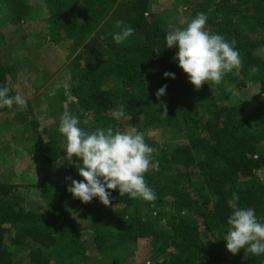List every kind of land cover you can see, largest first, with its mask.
<instances>
[{"label": "trees", "instance_id": "obj_1", "mask_svg": "<svg viewBox=\"0 0 264 264\" xmlns=\"http://www.w3.org/2000/svg\"><path fill=\"white\" fill-rule=\"evenodd\" d=\"M179 3L182 23L176 2L157 11L151 0H0V86L10 88V95H27L17 80L24 67L15 59H22L7 38V28L15 26L23 37L42 41L49 55H59L70 75V87L56 86L48 97L53 122L41 131L29 118L30 100L23 108H0L30 123L25 161L48 172L24 183L0 161V264H264V255L230 253L223 239L234 192L240 197L235 203L254 208L264 220V0ZM201 12L209 33L236 41L242 64L219 84L196 89L174 60L177 49L166 48L165 36ZM124 27L135 31L116 44L113 33ZM26 67L30 75L33 67ZM40 70L44 85L42 74H51ZM9 79L16 82L9 85ZM164 85L166 94L158 98ZM246 85L258 88L249 103L235 91ZM121 105L126 115L116 120L112 112ZM66 109L86 131L111 126L143 133L154 149L152 163H158V170L145 174L155 201L121 196L118 189L108 190L110 205L98 197L88 203L73 197L66 178H83L68 161L58 162L65 156L58 125ZM158 128L165 136L156 139L150 133ZM0 146L11 154L7 143ZM138 252L144 257L138 259Z\"/></svg>", "mask_w": 264, "mask_h": 264}, {"label": "clouds", "instance_id": "obj_2", "mask_svg": "<svg viewBox=\"0 0 264 264\" xmlns=\"http://www.w3.org/2000/svg\"><path fill=\"white\" fill-rule=\"evenodd\" d=\"M206 23L207 15L201 12L186 27L172 29L165 36L166 48L177 49L174 60L196 89L204 82L219 84L227 73L240 68L242 64L240 52L235 47L236 41L209 33L205 29ZM134 31L132 27H124L113 33V40L120 44ZM164 76L175 79V73L172 72H165ZM166 90L167 85L160 87L157 97L164 96ZM10 92L7 86H0V108L26 106L24 96L20 93L10 95ZM162 113L167 115L166 107ZM125 115L122 105L112 112L116 120ZM80 123L79 118L66 109L58 125V132L65 141V156L58 162L63 164L65 160L68 161L83 178H66L71 180L67 190L73 197L84 203L98 197L104 205H110L111 192L108 190L118 189L121 196L127 194L131 199L155 201L157 193L148 185L145 174L150 169L158 170V163H152L154 149L145 142L143 133L136 127L131 131H119L111 126L86 131ZM73 157L76 159L73 160ZM232 195V212L227 218L226 235L223 238L226 249L232 254L244 249L248 255H264V220L257 217L254 208L241 207L235 203L240 199L237 193Z\"/></svg>", "mask_w": 264, "mask_h": 264}, {"label": "rangeland", "instance_id": "obj_3", "mask_svg": "<svg viewBox=\"0 0 264 264\" xmlns=\"http://www.w3.org/2000/svg\"><path fill=\"white\" fill-rule=\"evenodd\" d=\"M152 6L157 11L164 10V9H171L174 7V3L176 2V6H178L179 10V16H180V22L182 23L184 21V15H182V7L183 4L179 3V0H151ZM42 23H48L46 21H43ZM178 28L177 26L173 25L170 27V30ZM9 40L11 41L16 53L18 54L19 58L22 60H32L31 68L33 67L32 73L29 75L26 72L21 73V82H23V85H21L22 91L27 93L26 100H30V102H33V108L32 112L33 115H29V118H36V122L39 123L37 129L41 131L43 128H45L49 123H52V117L50 115L51 109H50V100L48 97L52 96L53 93H55L56 86L63 85L65 88L70 87V75L68 74L69 68H67L66 64H62L63 62L60 61L59 55L51 54L49 55L48 50H41V55L39 53L38 57L39 59L35 60V57H32L33 53L35 52L32 50L35 47H40L42 49L43 43L39 39H36L34 35L30 34L28 37H23V31L16 29V26L12 29L6 30ZM49 40V39H48ZM25 45L27 48L25 49ZM59 50V46H57ZM14 53L10 52V58L13 57ZM9 58V59H10ZM22 60L15 59V62L18 64H22L23 67L27 66V62L21 63ZM40 63L45 65H55L58 68V72H53V69H51V66H47L43 68V66L39 68ZM36 65V71L34 69V66ZM50 68V69H48ZM41 69V70H40ZM29 72L31 71L30 68H28ZM40 70V73H43L44 71H49L51 75H47L46 73L42 74V77H44L45 84L41 85V79L37 76V72ZM36 77V79H35ZM9 85L13 84V81L9 79ZM12 83V84H11ZM258 88L257 86L252 85H246L243 88H237L235 91L237 92L238 96L241 97L246 103H249L253 100L254 94L257 92ZM27 106V104H26ZM25 106V107H26ZM28 112V111H27ZM34 120V119H32ZM18 121V122H17ZM26 121H20L18 120V117H16L15 114L11 112H1L0 111V142L7 143L8 147L7 149L11 151V154H8V152L4 151L2 149V146H0V161L4 164H1L2 167L5 168H12L15 173L16 180H19L20 182L24 183H34L38 179L44 177L48 172L47 170L39 171L36 167L33 166V164L30 163V161H25L28 151L25 147L27 137L28 135H32V133L27 134V129L31 131L30 129V123ZM150 135L154 136L156 139L160 137H164L165 135L162 133L161 129H155L152 130ZM31 143V141H29ZM4 153H3V152ZM262 177H264V171L259 173ZM31 190V197L35 198L36 201L39 200L37 198L38 194L36 192V189H30ZM25 193H27L25 191ZM29 194V193H27ZM25 194V195H27ZM30 196V194H29ZM30 197V198H31ZM32 201V200H31ZM40 201V200H39ZM72 200H69L68 203H72ZM76 202V201H75ZM32 203V202H31ZM30 204V206H32ZM33 204V203H32ZM80 202L76 203V208L80 209ZM143 251H146V248L144 246H141ZM23 254H27V250L23 252ZM142 254H145V252H138V256H140L141 259L144 256Z\"/></svg>", "mask_w": 264, "mask_h": 264}, {"label": "crops", "instance_id": "obj_4", "mask_svg": "<svg viewBox=\"0 0 264 264\" xmlns=\"http://www.w3.org/2000/svg\"><path fill=\"white\" fill-rule=\"evenodd\" d=\"M24 48L26 49L27 46L25 45ZM44 49L47 50V49H46V45H44V46L42 47V49H41L40 47H35V48H33L32 50H34L35 52L33 53L32 57H35V56L39 55V53H41V50H44ZM23 62H27V65H28V64H32V63H31L32 60H31V62H30V60L21 61V63H23ZM64 64H66V66H68L67 63H64ZM19 65H20V64H19ZM21 65H22V64H21ZM40 66L42 67L43 64L40 63L39 68H40ZM27 68H28V67H24L23 71L19 73L20 78H21V73L26 72V69H27ZM20 78H17V80H19V81H20V84L23 85V82H21V79H20ZM12 81H13V83H14V82H16V79H15V80L12 79ZM11 84H12V83H11ZM10 87H12V86H10ZM32 107H33V102H32ZM33 109H34V108H33Z\"/></svg>", "mask_w": 264, "mask_h": 264}]
</instances>
